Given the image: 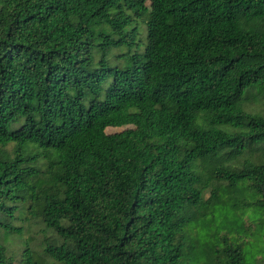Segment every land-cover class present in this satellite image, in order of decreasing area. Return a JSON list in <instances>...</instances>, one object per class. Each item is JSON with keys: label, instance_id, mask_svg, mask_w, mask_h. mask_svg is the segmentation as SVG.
<instances>
[{"label": "trees", "instance_id": "16d2710c", "mask_svg": "<svg viewBox=\"0 0 264 264\" xmlns=\"http://www.w3.org/2000/svg\"><path fill=\"white\" fill-rule=\"evenodd\" d=\"M253 239L264 264V0H0V264H249Z\"/></svg>", "mask_w": 264, "mask_h": 264}, {"label": "rangeland", "instance_id": "374dc122", "mask_svg": "<svg viewBox=\"0 0 264 264\" xmlns=\"http://www.w3.org/2000/svg\"><path fill=\"white\" fill-rule=\"evenodd\" d=\"M128 128H131V126H126V127H121V128H111L110 127V128L106 129V133L107 134H113V133H117V132H120V131H122L124 129H128ZM154 171H155V173L159 174L161 171V167L159 165H155ZM240 198L243 199V197L240 196L238 199V201L240 202V205H241L242 202H241ZM39 229H40L39 226H34L32 229V232L30 233L34 238V240L32 241L33 246L38 242V240L42 239L44 236L40 231L38 232ZM35 231H37V232L35 233ZM45 232L50 238H56L54 236V234L49 229H46ZM262 247H263V242L261 241V239H259V240L256 239L254 241H251L249 248H248L249 253L247 256L249 264H263V261L258 259V258H262V256H263L262 255Z\"/></svg>", "mask_w": 264, "mask_h": 264}]
</instances>
